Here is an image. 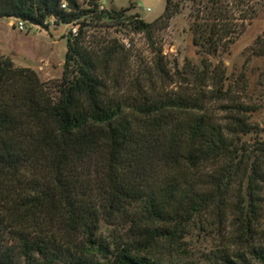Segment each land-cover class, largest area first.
I'll return each instance as SVG.
<instances>
[{
	"label": "trees",
	"instance_id": "16d2710c",
	"mask_svg": "<svg viewBox=\"0 0 264 264\" xmlns=\"http://www.w3.org/2000/svg\"><path fill=\"white\" fill-rule=\"evenodd\" d=\"M101 1L0 0V19L81 24L67 38L61 82L45 83L0 54V264H176L149 251L179 245L210 213L232 229L216 263L264 264V127L250 119L255 108L237 105L219 120L202 108L203 94L151 95L128 72L118 40L88 36L81 20L131 25L154 46V31L179 4L166 0L147 23L100 10ZM193 1L207 4L194 42L217 53L236 34L232 19L222 0ZM159 52L153 68L171 79ZM103 223L131 224L133 235L108 242Z\"/></svg>",
	"mask_w": 264,
	"mask_h": 264
},
{
	"label": "rangeland",
	"instance_id": "374dc122",
	"mask_svg": "<svg viewBox=\"0 0 264 264\" xmlns=\"http://www.w3.org/2000/svg\"><path fill=\"white\" fill-rule=\"evenodd\" d=\"M173 2L179 4L180 11L168 23L158 25L152 35L154 46L145 32H135L131 25L122 26L116 21L98 20L91 18L92 15L81 22L88 24L84 30L96 40H118L130 56L128 72L145 79L144 86L151 95L201 98L203 94L202 108L219 120H224L234 106H249L255 108L249 113L251 121L263 128L264 0L221 1V6L232 19L230 24L236 34L226 39L223 43L225 47L212 55L194 42L198 10L204 11L206 2L199 5L193 0ZM83 8L88 10L90 7L84 4ZM165 8L166 0L100 2V10H128L127 16L138 14L147 23L160 18ZM243 17L247 20H243ZM15 20L0 19V54L11 59L18 68L36 71L45 83L61 82L67 38H73L72 25L78 24L80 29L81 24L47 25L43 29L28 24V31L21 32L12 25ZM125 42H130L131 48H127ZM158 51L165 60L163 64L171 79L165 75L162 77L158 67L153 68ZM202 72L203 77L199 74ZM130 227L131 224L118 226L103 223L99 235L108 242L118 238L128 240L133 235ZM231 232L232 229L216 213H210L196 218L187 227L179 245L164 243L151 249L149 254L176 264H218L215 255L223 249V245H229Z\"/></svg>",
	"mask_w": 264,
	"mask_h": 264
},
{
	"label": "built area",
	"instance_id": "2783aa9c",
	"mask_svg": "<svg viewBox=\"0 0 264 264\" xmlns=\"http://www.w3.org/2000/svg\"><path fill=\"white\" fill-rule=\"evenodd\" d=\"M62 8L63 9H67L66 3L62 4ZM147 11L150 12L151 9H147ZM28 24L29 23H27L25 21H22V20H15L14 24H12V25H15L16 28L19 31L23 32V31H28ZM45 24L50 26V27L56 26L54 18L48 19L45 22ZM74 24H77V23H74ZM77 25H72V27H71V35L74 36V37L78 36V33H79V27ZM125 45H126L127 48H131V43L130 42H125Z\"/></svg>",
	"mask_w": 264,
	"mask_h": 264
}]
</instances>
